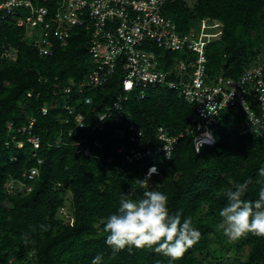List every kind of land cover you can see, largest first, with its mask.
<instances>
[{
  "label": "trees",
  "instance_id": "trees-1",
  "mask_svg": "<svg viewBox=\"0 0 264 264\" xmlns=\"http://www.w3.org/2000/svg\"><path fill=\"white\" fill-rule=\"evenodd\" d=\"M163 14L181 33L202 21L220 26V37L205 49L209 82L220 76L236 79L264 56V0H198L192 8L185 0H171ZM40 35L41 29L25 30L8 18L0 26V54L5 46L18 53L15 62L0 58V264H91L96 255L103 256L104 264H169L167 257L147 249L113 254L104 243V217L116 210L125 192L135 189L131 195L139 198L149 189H141L136 181L145 180L150 167L157 172L148 181L167 194L169 211L190 218L201 233L176 264H264V237L248 234L231 244L215 227L227 203L225 189L248 182L245 198H258L264 140L239 136L235 129L242 113L235 117L233 110L222 113L214 125L213 141L196 150L194 134H186L194 109L177 91L148 89L143 99L131 92L123 110L115 111L112 107L123 78L118 66L104 87L83 93L74 87L65 94L66 87L93 68L89 34L72 29L65 47L50 41V57H40L34 48ZM155 55L165 70L179 57L158 49ZM86 97L90 105L84 104ZM66 106L72 108V115ZM77 115L84 119L83 129L75 123ZM99 116H105L101 128L93 130ZM29 118L34 119L31 134L39 140L37 149L27 143L28 131L21 130ZM129 121L143 134L141 149L160 147L159 127L170 136L183 137L169 160L152 153L140 163L129 164L120 151L138 147L130 142ZM34 167L38 176L27 181L22 174ZM9 182L26 184L30 192L11 193ZM67 196L72 217L64 222L58 211L65 207ZM213 243L218 248L211 251ZM225 250L232 254L227 260ZM198 254L206 256L200 259Z\"/></svg>",
  "mask_w": 264,
  "mask_h": 264
},
{
  "label": "built area",
  "instance_id": "built-area-1",
  "mask_svg": "<svg viewBox=\"0 0 264 264\" xmlns=\"http://www.w3.org/2000/svg\"><path fill=\"white\" fill-rule=\"evenodd\" d=\"M170 1L0 0V26L8 18L25 30L41 29L39 41L34 46L40 57L53 55L50 41L65 47L72 29H83L89 34L88 55L93 68L81 81L66 87L65 94H70L74 87L79 93L87 88L104 87L119 66L123 78L113 110L122 111L123 102L131 92L138 93L143 99L148 89L168 88L177 91L185 102L193 106L194 118L186 134H194L192 142L196 150L203 142L213 141L217 118L229 110H233V117L242 113V121L236 124L235 129L239 136L264 140V56L236 79L220 76L214 82L207 81L205 49L220 37V26L202 21L181 33L175 23L163 14V8ZM155 49L179 54L173 59L172 68H160ZM17 56V50L11 46L3 47L0 54L2 60L12 62ZM84 104L90 105L91 99L86 97ZM64 109L72 115V108L66 106ZM41 111L46 115L47 107ZM104 118L99 116L93 130L101 128ZM75 123L79 129L84 128L81 115L75 117ZM33 124L34 119L29 118L27 126L21 130L28 131L27 143L37 149L39 140L31 134ZM6 128L10 131L12 124L8 123ZM128 130L130 142L138 145L127 151L120 150L129 164L140 163L152 153L169 160L178 140L183 137V134L170 136L165 128L159 127L156 140L161 145L153 151L150 146L145 149L139 147L143 134L131 121L128 122ZM119 136L123 137V133L119 132ZM32 157L38 165L42 163L35 153ZM37 176L36 167L22 174L27 181H33ZM7 189L11 193L21 189L30 192V187L23 183L16 186L9 182Z\"/></svg>",
  "mask_w": 264,
  "mask_h": 264
},
{
  "label": "clouds",
  "instance_id": "clouds-1",
  "mask_svg": "<svg viewBox=\"0 0 264 264\" xmlns=\"http://www.w3.org/2000/svg\"><path fill=\"white\" fill-rule=\"evenodd\" d=\"M156 172L155 167L150 168L148 177L136 183L146 189L148 178ZM258 174L261 180L257 199L245 198L248 182L235 183L223 192L227 203L219 211L215 227L229 241L248 234L264 237V169ZM134 191L122 194L116 210L104 217V243L113 254L131 248L147 249L167 257L169 264H176L199 241L200 231L190 218L169 211V198L159 185L144 190L139 198L131 195ZM42 228L47 230L46 226ZM91 264H104L103 256L96 255Z\"/></svg>",
  "mask_w": 264,
  "mask_h": 264
},
{
  "label": "rangeland",
  "instance_id": "rangeland-1",
  "mask_svg": "<svg viewBox=\"0 0 264 264\" xmlns=\"http://www.w3.org/2000/svg\"><path fill=\"white\" fill-rule=\"evenodd\" d=\"M197 1H198V0H185L187 6H188L189 8H192V7L196 4ZM151 187H152V184L148 181L147 188L150 189ZM152 188H153V187H152ZM152 188H151V189H152ZM68 199H69V196H67V197L65 198V200H67V202H66V204H65V207H64L63 209H60V210L58 211V218L61 219V220L64 221V222L71 221V217H72V215H71V213H70V210H69ZM236 242H237V240H235V241H230L231 244H236ZM217 248H218V246H217V244H215V243H213V244L211 245V247H210L211 251L216 250ZM225 253H226V250H225ZM197 256H198L200 259H203V258L206 256V254H198ZM230 256H232V254L229 253V252H227V253H226V260L229 259Z\"/></svg>",
  "mask_w": 264,
  "mask_h": 264
}]
</instances>
